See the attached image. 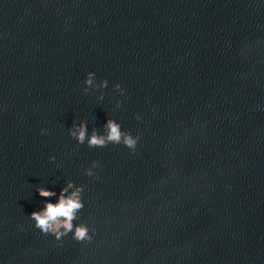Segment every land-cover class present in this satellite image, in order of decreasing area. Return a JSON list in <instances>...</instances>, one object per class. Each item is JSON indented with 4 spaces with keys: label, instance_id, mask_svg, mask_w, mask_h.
<instances>
[{
    "label": "clouds",
    "instance_id": "clouds-1",
    "mask_svg": "<svg viewBox=\"0 0 264 264\" xmlns=\"http://www.w3.org/2000/svg\"><path fill=\"white\" fill-rule=\"evenodd\" d=\"M85 84L91 88L107 87V81H102L99 85L94 83V73L88 74ZM115 90L123 92L119 84L115 86ZM88 91L89 87H85V94ZM99 99H103V94L100 95ZM116 106H121L119 100H117ZM135 118L139 120L140 116L137 114ZM69 135L81 145L86 142L90 148L107 147L109 144H122L132 152L136 151L137 143L140 140L139 133L134 136L130 131L123 130L120 123L110 118L103 126V133L94 128L89 134L87 123L80 122L69 129ZM50 159L55 160V157H50ZM98 166V161H93L91 167L85 170V174L89 177L96 176L94 169ZM96 178L99 179L98 176ZM37 191L41 197L46 199L43 208L32 212L29 216L34 221L36 229L44 235L53 236L57 241H61L69 233L77 242L92 241L96 231L95 228H90L89 225L83 222L74 223L79 219V213L84 208L83 186H77L74 182L68 181L66 186L61 189L55 203L51 202L49 198L57 196L56 192L45 187H39Z\"/></svg>",
    "mask_w": 264,
    "mask_h": 264
}]
</instances>
